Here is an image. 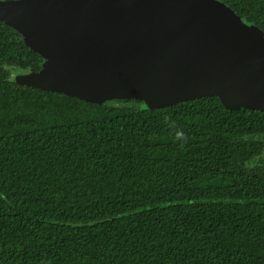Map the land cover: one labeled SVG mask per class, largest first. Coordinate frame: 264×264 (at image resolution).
Returning <instances> with one entry per match:
<instances>
[{
  "label": "trees",
  "instance_id": "16d2710c",
  "mask_svg": "<svg viewBox=\"0 0 264 264\" xmlns=\"http://www.w3.org/2000/svg\"><path fill=\"white\" fill-rule=\"evenodd\" d=\"M42 62L0 20V264H264V111L18 81Z\"/></svg>",
  "mask_w": 264,
  "mask_h": 264
},
{
  "label": "water",
  "instance_id": "95a60500",
  "mask_svg": "<svg viewBox=\"0 0 264 264\" xmlns=\"http://www.w3.org/2000/svg\"><path fill=\"white\" fill-rule=\"evenodd\" d=\"M43 62L22 84L149 107L215 95L264 111V31L220 0H0Z\"/></svg>",
  "mask_w": 264,
  "mask_h": 264
},
{
  "label": "rangeland",
  "instance_id": "374dc122",
  "mask_svg": "<svg viewBox=\"0 0 264 264\" xmlns=\"http://www.w3.org/2000/svg\"><path fill=\"white\" fill-rule=\"evenodd\" d=\"M263 156H264V152H263Z\"/></svg>",
  "mask_w": 264,
  "mask_h": 264
}]
</instances>
